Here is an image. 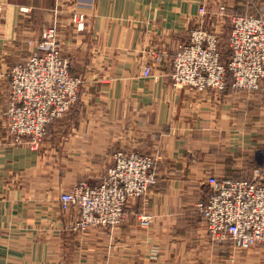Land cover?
<instances>
[{
  "label": "crops",
  "instance_id": "0c3cea01",
  "mask_svg": "<svg viewBox=\"0 0 264 264\" xmlns=\"http://www.w3.org/2000/svg\"><path fill=\"white\" fill-rule=\"evenodd\" d=\"M204 1L0 0V264H264L263 244L214 242L199 208L209 176L254 180L260 168L264 184V88L200 93L170 78ZM75 12L87 16L84 32ZM50 27L83 84L33 150L11 143L9 73ZM147 64L156 78L144 77ZM118 150L153 155L157 185L130 202L124 223L72 230L80 211L62 210L60 196L102 182Z\"/></svg>",
  "mask_w": 264,
  "mask_h": 264
},
{
  "label": "built area",
  "instance_id": "2783aa9c",
  "mask_svg": "<svg viewBox=\"0 0 264 264\" xmlns=\"http://www.w3.org/2000/svg\"><path fill=\"white\" fill-rule=\"evenodd\" d=\"M3 9L0 4V11ZM24 10V9H23ZM199 27L190 30L189 42L172 55L170 78L175 89L188 87L196 92H224L230 82L235 90L254 93L264 88V15H232L224 61L221 36L205 27L206 4L199 8ZM72 23L79 32L87 28V16L75 12ZM36 51L9 73L10 93L7 119L11 143L38 150L49 127L63 119L79 102L82 78L71 74L63 55L56 28L44 30L39 41L30 42ZM162 61V54L155 62ZM145 78H156L153 65L144 66ZM155 158L151 154L118 150L114 165L96 186L82 180L60 196L64 211L77 208L80 218L71 226L87 231L96 226L114 227L129 218L131 201L145 197L158 182ZM209 176V192L199 204L209 235L221 244L230 241L243 251L264 245V184ZM141 226L151 227L153 218L142 215Z\"/></svg>",
  "mask_w": 264,
  "mask_h": 264
},
{
  "label": "rangeland",
  "instance_id": "374dc122",
  "mask_svg": "<svg viewBox=\"0 0 264 264\" xmlns=\"http://www.w3.org/2000/svg\"><path fill=\"white\" fill-rule=\"evenodd\" d=\"M204 2L208 13L205 27L208 26L209 28L216 29L219 32L221 36L222 49L225 54L227 53L226 46L230 33L229 29L231 16L239 13H245L243 15H264V4H262V2L260 3L261 5H259L257 0H205Z\"/></svg>",
  "mask_w": 264,
  "mask_h": 264
},
{
  "label": "trees",
  "instance_id": "16d2710c",
  "mask_svg": "<svg viewBox=\"0 0 264 264\" xmlns=\"http://www.w3.org/2000/svg\"><path fill=\"white\" fill-rule=\"evenodd\" d=\"M242 13H239V14H237V15H241ZM243 14H245V13H243ZM242 14V15H243ZM228 56H229V51L227 50V53L225 54L224 53V57H225V59H224V61L228 58ZM225 63H226V61H225ZM230 85V82H229V84H228V86ZM50 128V127H49Z\"/></svg>",
  "mask_w": 264,
  "mask_h": 264
}]
</instances>
